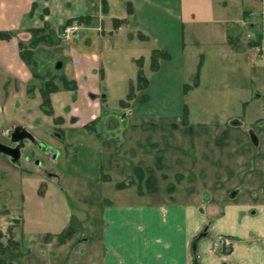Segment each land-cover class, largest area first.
<instances>
[{
    "label": "crops",
    "instance_id": "1",
    "mask_svg": "<svg viewBox=\"0 0 264 264\" xmlns=\"http://www.w3.org/2000/svg\"><path fill=\"white\" fill-rule=\"evenodd\" d=\"M124 1L125 12L117 14V0H0V32L12 33L10 38H0V127L12 107L24 105L20 87L34 73L22 57V48L31 43L32 30L42 29L47 41L38 43L41 49L48 42L58 49L63 42L65 54H53L50 61L38 55L35 61L43 68L55 64L56 70L76 83L74 90L59 86L51 95L54 117L61 120L58 132L67 146L83 141L101 152L100 168L108 177L101 184L121 177L113 182L116 187L134 177L137 167L155 168L157 155L162 156V168H155V192L136 190L134 201L107 198L100 202L105 207L96 218L98 226H91L100 230L99 237L86 232L89 225L83 232L74 227L67 237L65 224L38 233L28 229L30 235L36 234L20 259L31 256L26 264H264V112L260 117L253 112L248 116L247 100H242L240 114L229 108L239 105L236 97L240 91L246 95L256 91L259 98L254 100L264 101V0H209L213 12L220 11L223 18L198 20L194 15L188 22L190 29L183 20L182 0ZM240 2L246 8L238 10ZM79 17H85L83 23L78 22ZM73 22L79 24V32L71 39L62 37V28ZM230 26L240 31L250 27L256 38L261 33V42L253 45L256 39H252L247 48H237L238 37L235 44L228 40ZM210 27L219 32L217 39L210 40L209 46L215 48L211 54L243 69L240 77H225L220 87L207 77L209 57L194 53L200 30ZM114 33L125 40L148 41L151 51L160 48L171 54V59L161 60L159 70L153 71L149 65V86L138 93L125 113L122 107H103L105 92H121L122 81L130 80L129 88L133 82L125 74L118 81L116 72L103 65L106 46L112 44L115 50L114 45L121 42L112 41ZM36 47L31 44L28 48L34 51ZM197 75L198 85L193 86ZM257 77L258 86L253 85ZM185 84L191 85L187 94L183 93ZM62 89L70 96L64 93L60 97ZM82 89V95L101 99L90 97L94 101L88 103L90 107L71 110L74 95ZM219 89L227 96L220 110L208 107L211 102L204 97L191 98ZM143 94L148 99L141 102ZM40 104L38 101V107ZM185 104L188 124L182 123ZM245 120L259 122L253 134L243 128ZM92 125L102 127L101 131L107 127L117 130L99 141L89 135ZM131 187L134 184L116 189ZM207 228L211 234L198 238ZM215 233L233 238L229 253L213 250Z\"/></svg>",
    "mask_w": 264,
    "mask_h": 264
},
{
    "label": "rangeland",
    "instance_id": "2",
    "mask_svg": "<svg viewBox=\"0 0 264 264\" xmlns=\"http://www.w3.org/2000/svg\"><path fill=\"white\" fill-rule=\"evenodd\" d=\"M124 2V0H117V7L114 8L117 14L125 12L126 6ZM212 4L213 2L209 0H182V16L189 29L192 25L188 24V22L194 15L198 20L212 17L217 19L223 18L220 11L213 12L214 7ZM239 8H246L245 4L242 2L237 3V9L239 10ZM239 31V29L236 30L232 26L229 28V34L233 37H238L237 48H247L249 42L252 39H256V33L254 32L252 35L250 27L241 29L240 33ZM218 34L219 32L214 28L212 30L211 27L210 30L201 29L198 37L200 41L194 48V53L195 56L199 52L209 57L210 70L207 77L211 83L217 82L215 85L220 87L225 77L229 75H238L240 77L239 74L243 69L241 65L235 68L234 63H229L225 59H215L219 55L211 54L212 49L215 48L209 46L210 40L217 39ZM113 35L114 38L112 41L115 40L117 42L120 40L121 42L120 44L116 43L114 45L115 50L112 48V44L106 46V51L102 55L103 65L106 70H110L112 73L116 72L118 81H120V76L125 74L131 77V80L136 84L138 66L134 59L143 56L146 57L144 69L145 74H147L149 72V56L152 52V44L148 41L142 42L137 37H131L130 41L125 40L122 36H118L117 33ZM49 43H45L44 46L42 45L43 49H41V45L39 46L37 44L39 48L37 49L36 47L32 51L30 60L34 74L29 79L26 78L20 87L24 105L23 107H12L11 114L8 115V119L2 122L0 127V144L2 145H11L10 131L14 127L22 126L33 133L37 141L50 147L49 151L43 152L26 146L22 151L19 163L12 160L10 156L0 152V230L4 234L0 241L7 244L9 238H14L18 242V252L20 253L16 257L13 256L14 258H12L13 260H11L10 264H16V261L17 264H26L31 257L28 256L20 259L25 248L28 249V243H30L28 241H31L35 237L34 234H36L30 235L28 229L29 232L31 230L32 232L38 233L44 229L58 230L65 224V226H68L65 231L66 234L69 230L73 231L74 227H76L77 231H86V226L89 225V229L86 232L90 236L97 238L100 236V230H94L92 227L98 226V220L96 218L99 216L100 210L105 207L100 203L102 200L103 203L107 201V198L113 202L123 200L134 201V199L138 198L136 190L137 192L147 190L144 181L139 182L136 177L133 183L134 187L125 191L116 189L113 183L115 180H120L121 177L115 176L112 183L102 185L101 180L108 177L105 175L103 169L100 168L101 152H98L95 148L96 146L93 144L86 145L83 141L77 142L72 146H67L66 138L56 133L61 130L57 127V125L61 124V120L54 117L55 113L53 115L46 114L41 104L38 107V101L42 102L40 89L45 86V83L53 81L57 87L66 88L64 81H62L65 74L62 71L56 70L55 64H47L43 68L35 61L38 55L50 61L53 59V54L62 55L64 53L63 49H65V44L63 42L59 45L60 48L58 49L55 47L56 45H49ZM28 47H31V43L25 45L26 51L30 50ZM72 49V47L68 49L67 53L72 51ZM222 56L223 58L225 57V55ZM257 75L259 76V74ZM83 82L81 80L80 84L83 85ZM129 82L130 80H125V83L122 81V85L125 84V87L121 92L118 89L105 92L107 100L103 107H109V109L122 107L120 101L121 98L126 99V95L129 92ZM253 85H260V77L255 79ZM58 93L60 97H63L64 93L70 96L63 89ZM82 94L83 89L74 95V105L71 110L75 108L81 110L84 107H90L88 103L94 102L90 97L101 99L99 95L89 96L86 93L84 95ZM256 94V91L253 95H250V93L246 95L244 91L243 93L240 91L236 97L239 105L230 106V110L235 114L242 113V100H247L249 107L246 108V112L258 114V117L262 116L264 112V101L263 98L260 101H255L254 99L259 98ZM202 97L208 100V103L211 102V105H208V107H217L220 110L224 106L227 96L225 93L220 92V89L215 93L208 92V95L195 93L193 97L191 96L195 100H201ZM232 100H235V97H232ZM192 107L194 106L192 105ZM127 109L129 108L122 107V113H125ZM114 114L118 113L115 111ZM113 118L116 119L115 116ZM242 124L243 128L252 134L259 127V122L251 124L245 120L242 121ZM100 128L102 129L98 125H92L88 129L89 135L101 141L107 136V132L117 130L116 128L107 127L101 131ZM152 136L154 137L155 134ZM90 140L91 138H89ZM85 204H90V206H86ZM86 217L88 219H85ZM63 233L58 236L59 239H61ZM47 235L45 234L43 236ZM51 236L54 239L55 236L52 234ZM38 241H43V237L39 238Z\"/></svg>",
    "mask_w": 264,
    "mask_h": 264
},
{
    "label": "trees",
    "instance_id": "3",
    "mask_svg": "<svg viewBox=\"0 0 264 264\" xmlns=\"http://www.w3.org/2000/svg\"><path fill=\"white\" fill-rule=\"evenodd\" d=\"M129 12H132V9H129ZM85 17H79L77 20L79 23L84 22ZM122 22H126L122 20ZM33 38L31 39V44L32 48L36 44H38L40 41H47L46 35H41L43 33L42 29H34L31 31ZM12 36V33L9 31H2L0 32V38L6 39L10 38ZM261 33H257V38L255 41H252L253 45L259 44L261 42ZM228 40L230 44H233L237 41V37H233L231 34L228 35ZM31 50V51H30ZM27 50L22 48V57L27 61L29 64H31L30 56L32 55V49ZM163 59H171V54L164 49L156 48L152 51L151 57H150V68L153 71H157L160 68V62ZM144 57H140L135 60L137 66H138V72L136 76V84L134 82L130 83V88L129 92L126 95V99H123L120 101V104L124 108H130V102L138 97V92L139 91H145L147 87L149 86V79L147 78L145 74V69H144ZM37 74V73H36ZM65 87L71 90H74L76 87L75 81H70L66 77L63 78ZM198 85V75L195 78V81L193 83V86ZM191 88V85L185 84L184 85V94H187L189 89ZM58 87L53 81H48V83H45V86L40 89L41 91V97H42V102H41V107L43 111L48 114V115H53L54 114V109L52 105V99H51V94L55 91H57ZM148 99L146 94H143L140 97V101L144 102ZM59 118V117H57ZM182 123L183 124H188V107L184 105V112H183V118H182ZM156 169H161L162 168V156L160 154L157 155V162H156ZM155 168H147V169H142L140 167L135 168V175L134 177H129L125 181H122L120 183L116 184V187L119 189H123L126 187H129L133 185L135 177L138 179L139 182L144 181V184L147 187V191L149 192H155L157 190L156 188V177H155ZM146 174H148L146 176ZM140 186V185H139ZM173 185L169 186L168 190L171 191L173 190ZM72 230H69L65 236H69L71 234ZM4 236L2 231L0 230V239ZM20 253L18 252V242L14 240V238H9V241L7 244H4L0 241V264H10L12 258L18 256ZM14 256V257H13Z\"/></svg>",
    "mask_w": 264,
    "mask_h": 264
},
{
    "label": "flooded vegetation",
    "instance_id": "4",
    "mask_svg": "<svg viewBox=\"0 0 264 264\" xmlns=\"http://www.w3.org/2000/svg\"><path fill=\"white\" fill-rule=\"evenodd\" d=\"M17 127H19V126H17ZM17 127H14V129H12V131H10V140H11V145H8V144H4V146H6V149H5V151H2V153H4L5 155H7V156H10L11 158H12V160H14L16 163H19V160L21 159V155H22V151H23V149L26 147V146H28V147H31V148H33L34 150L35 149H37L38 151H43V152H46V151H49V149H50V147L48 146V145H45L44 143H41V142H39V141H37L36 139H35V137H34V135H33V133H31L28 129H26L25 127H23V128H25L28 132H30L32 135H33V137H34V140L33 139H31V138H29V137H25L23 140H19V141H13V139H12V134H13V132H14V130L17 128ZM22 127V126H21ZM59 136H60V134H59V132H56ZM62 136V135H61ZM14 150H18L19 151V154H20V156H19V158H14V156L11 154V153H13L14 152ZM39 163V162H38ZM207 233L208 234H211L210 232H209V229L207 228V229H203V231L201 232V233H199V235H198V237L199 236H201V237H203L205 234L207 235ZM216 234H219V233H215L214 235H216ZM205 235V236H206ZM214 235H212L213 236V238H214ZM223 235V234H222ZM225 236H228V235H225ZM230 237V236H229ZM232 238V237H231ZM233 239V238H232ZM234 241V240H233ZM196 242V240L194 241V243ZM234 244V243H233ZM233 247V246H232ZM231 251V250H230ZM229 251V252H230ZM222 252V251H221ZM228 252V253H229Z\"/></svg>",
    "mask_w": 264,
    "mask_h": 264
},
{
    "label": "built area",
    "instance_id": "5",
    "mask_svg": "<svg viewBox=\"0 0 264 264\" xmlns=\"http://www.w3.org/2000/svg\"><path fill=\"white\" fill-rule=\"evenodd\" d=\"M79 30V24L77 22H73L65 25L62 28L60 35L66 39H71L79 32ZM233 243L234 241L231 237L222 234H216L213 238V250L215 252L222 251L224 253H228L232 249Z\"/></svg>",
    "mask_w": 264,
    "mask_h": 264
},
{
    "label": "water",
    "instance_id": "6",
    "mask_svg": "<svg viewBox=\"0 0 264 264\" xmlns=\"http://www.w3.org/2000/svg\"><path fill=\"white\" fill-rule=\"evenodd\" d=\"M25 137H29V138L34 140L33 135L21 126L17 127L12 134L13 141L23 140ZM5 149H6V146L0 144V152L5 151ZM11 154L14 156L15 159L19 158V156H20L18 150H14V152ZM199 237H201V236H199Z\"/></svg>",
    "mask_w": 264,
    "mask_h": 264
}]
</instances>
